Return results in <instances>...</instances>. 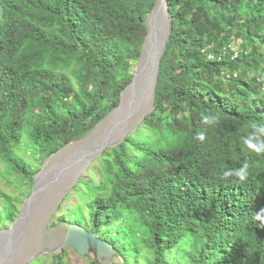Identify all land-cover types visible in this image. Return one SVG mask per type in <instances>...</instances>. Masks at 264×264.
I'll return each mask as SVG.
<instances>
[{"label":"trees","instance_id":"obj_1","mask_svg":"<svg viewBox=\"0 0 264 264\" xmlns=\"http://www.w3.org/2000/svg\"><path fill=\"white\" fill-rule=\"evenodd\" d=\"M166 1L172 32L152 110L78 177L49 226H81L122 264H173L180 248L186 264H264L252 219L264 209V156L242 143L264 120V0ZM154 3L0 0V162L28 189L40 167L25 154L49 158L119 105ZM243 162L246 183L223 177ZM0 197V222L13 221L24 199ZM51 259L66 264L63 251Z\"/></svg>","mask_w":264,"mask_h":264},{"label":"water","instance_id":"obj_2","mask_svg":"<svg viewBox=\"0 0 264 264\" xmlns=\"http://www.w3.org/2000/svg\"><path fill=\"white\" fill-rule=\"evenodd\" d=\"M145 27L146 36L131 82L122 91L119 105L93 128L104 125V132L92 142L67 144L41 165L40 170L33 176L31 192L24 199L19 214L8 228L0 230V264H14L17 251L21 245L24 246L27 237H30V243L33 244L31 249L36 248L33 240L34 227L46 223L65 193L77 181L79 173L87 167L91 159L100 156L105 148L115 147L131 132L126 130L130 118L139 113V123L152 110L160 57L172 32V18L166 0H155L145 20ZM72 148L75 150L71 155L53 163L55 156ZM63 246L70 247L81 258L91 257L89 261L102 264L121 263L108 242L74 224L67 225L62 242L54 249L40 250L34 257L44 253L56 254Z\"/></svg>","mask_w":264,"mask_h":264},{"label":"rangeland","instance_id":"obj_3","mask_svg":"<svg viewBox=\"0 0 264 264\" xmlns=\"http://www.w3.org/2000/svg\"><path fill=\"white\" fill-rule=\"evenodd\" d=\"M235 42L231 43L233 45ZM136 62L132 64L130 72L133 73L136 68ZM140 118L139 113L132 118H130L126 130L132 131L137 126L138 120ZM104 125H101L97 127L96 129L91 130L89 133H87L84 137L81 139L74 141L72 144H82L86 142H92L93 140H97L99 138V135H101L104 132ZM24 147V145L22 146ZM74 148L68 149L63 154L55 156L53 163H57L64 158H66L68 155H71L74 152ZM97 157L91 159V161L88 163L87 167L83 169L79 176L84 173L88 166L92 164V162ZM27 163L29 164V170L35 171L37 168L41 167V165L48 160H40L39 156L36 152L28 153L24 155V158ZM40 165V166H39ZM27 181L24 180L22 175L16 174L13 171H11L8 167H4L3 164L0 162V194L9 195L13 198H21L25 199L31 192V189L27 187L26 185ZM70 191V190H69ZM69 191H67L65 194H67ZM1 201V197H0ZM17 208L19 209V212L21 210V203H15ZM58 207V206H57ZM57 208L54 210V212L49 216L46 223H40L37 226L34 227L33 230V240L36 243V248L31 249L33 247V244L30 243V237H27V241H25L24 246L19 247L17 251V257L14 259V264H53V261L51 259V254L44 253L41 256H35L34 254L37 253L40 250H51L54 249V247L62 242L66 229L67 224L66 223H57L55 222V226L50 227V217H52ZM68 210L66 209L62 215L67 216ZM40 216V215H39ZM12 221L4 218L2 222H0V230L6 229L10 225ZM52 223V222H51ZM183 245V244H182ZM63 251V256L66 264H88L91 257L88 259L81 258L73 249L70 247H62L59 251H57L56 254ZM183 254V249H179L178 251H173L170 255H168L169 262H173V264H186L183 260H177V256H180ZM34 257V258H33ZM114 264H121L119 262H115Z\"/></svg>","mask_w":264,"mask_h":264},{"label":"clouds","instance_id":"obj_4","mask_svg":"<svg viewBox=\"0 0 264 264\" xmlns=\"http://www.w3.org/2000/svg\"><path fill=\"white\" fill-rule=\"evenodd\" d=\"M201 121L207 126H211L218 122L215 117L202 115ZM250 134L246 137H242V143L247 150L256 156H264V120L250 122ZM198 138L203 141L205 136L203 133H198ZM249 165L247 162H243L238 168L226 169L223 173L225 179L233 178L235 181L243 184L249 179ZM252 219L259 222L261 226H264V209L259 212H255L252 215Z\"/></svg>","mask_w":264,"mask_h":264},{"label":"built area","instance_id":"obj_5","mask_svg":"<svg viewBox=\"0 0 264 264\" xmlns=\"http://www.w3.org/2000/svg\"><path fill=\"white\" fill-rule=\"evenodd\" d=\"M239 43L240 42L238 41V42L234 43L231 46V49L234 51L233 57H236V54H237V46H238ZM221 57H222L221 54H218L217 56H215L212 53H210V54L207 55V59H209V60H213L214 58H216V60H220ZM233 76H235V75H233ZM261 90L264 92V84L261 85Z\"/></svg>","mask_w":264,"mask_h":264}]
</instances>
